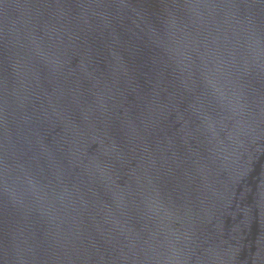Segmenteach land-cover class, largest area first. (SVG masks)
Here are the masks:
<instances>
[{
    "label": "water",
    "instance_id": "obj_1",
    "mask_svg": "<svg viewBox=\"0 0 264 264\" xmlns=\"http://www.w3.org/2000/svg\"><path fill=\"white\" fill-rule=\"evenodd\" d=\"M0 264H264V0H26Z\"/></svg>",
    "mask_w": 264,
    "mask_h": 264
}]
</instances>
